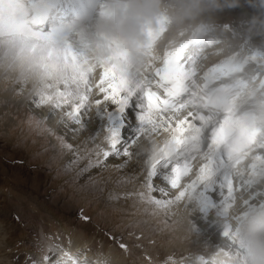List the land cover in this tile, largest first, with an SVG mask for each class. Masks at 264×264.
<instances>
[{"label": "snow or ice", "instance_id": "snow-or-ice-1", "mask_svg": "<svg viewBox=\"0 0 264 264\" xmlns=\"http://www.w3.org/2000/svg\"><path fill=\"white\" fill-rule=\"evenodd\" d=\"M27 3L34 7L37 4L31 0ZM42 11L29 15L25 0H0V67L3 69L0 81L6 92L14 97L23 96L36 107L47 105L62 122L70 120L79 128H83V120L93 109L106 111L115 106L124 114L133 97L141 98L135 105L140 123L137 136L121 148L119 133L108 129L103 135L107 150L94 144L92 151L97 164L101 157L113 153L125 158L141 153L146 156L140 173L142 195L165 210L167 235L159 245L147 248L139 238L129 243V237L135 233L109 229L105 236L110 237L113 247L118 252L122 250L125 257H132L133 264H192L193 256L196 264H243L238 244L225 253L205 251L182 256L164 252V260L157 261L165 246L181 244L186 239L183 227L186 205L218 168L226 165L232 170L233 175L226 178L228 198L264 176V95L255 99L256 111L240 109L242 99L258 96L256 85L235 78L243 59L232 51L224 54L220 39L208 37L203 40L205 47L200 57L187 61L185 49L198 41L199 33L168 44L164 40L166 18L148 30L142 45L144 59L139 65L122 62L119 53L92 58L87 51L89 45H85V52H77L65 38L46 31L42 26ZM211 56L220 59L207 71L200 68V63ZM30 81H34L32 87H28ZM29 123L39 125L42 121L30 116ZM161 132L167 134L163 146L152 136H146ZM92 140L95 142L96 137ZM161 166L172 169L167 192L154 187L159 181L153 178ZM154 193H159V197L154 199ZM79 215L81 220L95 223L83 208ZM225 235L235 242V233L226 231ZM24 264H90V261L65 250L59 237L52 234L34 245ZM97 264L117 262L107 255L97 260Z\"/></svg>", "mask_w": 264, "mask_h": 264}, {"label": "rangeland", "instance_id": "rangeland-1", "mask_svg": "<svg viewBox=\"0 0 264 264\" xmlns=\"http://www.w3.org/2000/svg\"><path fill=\"white\" fill-rule=\"evenodd\" d=\"M253 18L264 23V8L241 0L237 7L226 6L211 22L212 32H217L218 37L226 36L231 51L243 59L245 72L251 63L244 60L245 56L248 60V55L256 52L254 60L264 57V28L259 23L254 26ZM227 33L238 37L230 38ZM197 42L194 41V45L187 49L189 55L200 48L195 44ZM219 59V56L205 58L202 68L206 71ZM253 64L247 73L255 68L254 72L263 77L264 68ZM201 74L198 69V75ZM258 84L255 83L256 89ZM140 102V96L133 97L124 114L115 106L108 107L106 111L93 109L83 120V128H79L70 120L62 122L47 105L36 107L23 96L14 97L5 91V85L0 81V264H24L25 256L32 252L34 245L52 234L59 237L65 250H79L75 254L81 257L90 255L87 259L90 264H97V260L107 255H112L117 264H133V258L125 257L122 250L118 252L110 237L105 236L109 229L135 233L129 237V243L139 238L143 247L152 248L160 244L167 235L164 231L165 210L149 203L142 195L140 173L146 156L141 153L125 158L122 154L113 153L107 158L101 157L97 164L92 151L94 144L107 150L103 135L108 129L119 133L121 148L137 136L140 123L135 105ZM30 116H35L42 124L29 123ZM146 136H152L163 146L167 134L161 132ZM92 137H96L95 142ZM67 146H71L70 149ZM169 170L172 169L168 166L157 170L153 180L159 182L154 183L155 188L165 192L169 190V178L162 179L164 174L172 175ZM232 175L229 169L222 182L212 185L209 181L198 188L186 205L191 233L189 239L181 244L165 246L157 257L158 262L164 260V252L188 256L189 253L205 251L225 253L237 247L225 232L218 233L217 227L224 219L222 216H226L230 227L224 222V231L229 228V233L237 232L247 211L264 205V185L257 180L252 186L245 185L239 196L228 198L225 181ZM245 193L247 199L244 198ZM158 197L159 193L153 194L154 199ZM81 208L95 223L80 219ZM211 210L215 215H210ZM117 224L118 228L115 227ZM77 245L79 248L88 246L90 252L86 248L78 249ZM191 259L196 264L195 257Z\"/></svg>", "mask_w": 264, "mask_h": 264}, {"label": "clouds", "instance_id": "clouds-1", "mask_svg": "<svg viewBox=\"0 0 264 264\" xmlns=\"http://www.w3.org/2000/svg\"><path fill=\"white\" fill-rule=\"evenodd\" d=\"M25 2L29 15L43 10L42 26L46 29L54 0H39L35 7L27 3V0ZM246 2L251 6L264 8V0ZM240 3L241 0H102L92 31L85 32L82 29L79 36L89 45L87 51L90 57L119 53L122 62L136 66L144 59L142 45L148 30L156 28L161 18L167 20L164 40L168 44L188 38L193 33H199L198 40H204L213 31L211 22L216 15L226 6L237 7ZM252 23L255 26L259 22L253 18ZM259 25L264 28V23ZM220 46L224 54L231 51L226 36L220 39ZM2 70L0 67V71ZM33 84L34 81H30L28 87ZM233 179L235 181L237 177L234 175ZM258 181L264 185V176ZM244 198L247 199L246 193ZM183 220L187 234L185 240H188L191 233L187 214H184ZM235 242L241 246L243 264H264V207H253L247 211L239 230L235 232Z\"/></svg>", "mask_w": 264, "mask_h": 264}, {"label": "bare ground", "instance_id": "bare-ground-1", "mask_svg": "<svg viewBox=\"0 0 264 264\" xmlns=\"http://www.w3.org/2000/svg\"><path fill=\"white\" fill-rule=\"evenodd\" d=\"M67 1L68 0H54V8H53V10H55V9H62V8H64L65 6H66V4H67ZM85 1V3L86 4H88L89 5V7H91V9L93 8V5L95 6V8H96V4L97 3H99V5L100 6H102V0H84ZM33 3H38L39 2V0H34V1H32ZM98 9V8H97ZM100 10H101V8L99 9V12H100ZM261 15V14H260ZM98 16V15H97ZM259 16V15H258ZM96 18V17H95ZM95 18H92V16L88 19V22L87 23H84V24H82L81 26H79L78 28H76V29H74V34L71 36V35H67L68 37L66 38V40L72 45V47L74 48V50H76L77 52H85L86 51V48H85V45H86V42L83 40V39H81L80 38V36H79V34H80V32H81V30L83 29L85 32H91L92 31V29H93V27H94V22H93V19H94V21H95ZM261 22V21H260ZM90 23V24H89ZM89 25H91V27L90 28H87ZM74 26H72L71 28H73ZM85 27L87 28V29H85ZM259 27V26H258ZM47 30L48 31H51V28L50 27H48L47 28ZM58 30V29H57ZM221 32H222V30H220ZM216 32V31H215ZM52 33H54L55 34V32L53 31ZM228 34V33H227ZM212 35H214V36H212ZM229 35V37L230 38H234V39H236L238 36L236 35L235 37H231L232 35L231 34H228ZM209 38H218V39H223L222 37H218L217 36V32H216V34L215 33H213L212 32V34H210L209 35ZM194 42H192L190 45H188V47L185 49V52H184V56H185V59L187 60V61H191V60H195V59H197V58H199L200 57V55H201V50L205 47V41H203V40H198V42L197 43H195L196 45H200V48L198 47V50L197 51H195V53H192V55L190 54L189 55V53H187V49L189 48V47H191V45H194L193 44ZM195 45V46H196ZM194 46V47H195ZM194 48H192V50H193ZM261 54H263V52H260ZM197 54V56H194V55H196ZM248 56H250V57H252L251 56V53H250V55H248ZM249 57V58H250ZM189 58H191L190 60H188ZM247 58V56H245V61H247L248 63H255V64H253L254 66H257V67H262V68H264V57H263V59L261 58V60H259V61H256V60H254V59H246ZM250 63V64H251ZM207 63H205V65H206ZM244 64V63H243ZM243 64H242V66H243ZM203 62L200 64V68H202L203 66ZM259 65V66H258ZM246 66H244V67H241V69L243 70V71H245L244 70V68H245ZM211 68V67H210ZM210 68H208L207 70H209ZM240 71V75H238V77H237V80H242V81H244L245 83H249V82H251L252 84H254L255 85V83L257 82V84H258V88H257V93H258V96L255 98V99H258L259 98V96L260 95H264V87H262V86H264V76L263 77H260V75H257L254 71H255V68H254V70H252V72L251 73H249V74H251V77H248V79L245 77L246 75H245V73L243 72V71ZM247 73V72H246ZM263 73H264V71H263ZM248 76V75H247ZM258 80V81H257ZM256 87H257V85H256ZM248 98V97H247ZM247 98H244V99H242L241 100V102H240V109L242 110V111H244V112H250V111H256L257 109H256V105H255V99L254 100H251V99H249V100H247ZM254 109V110H253ZM138 126V125H137ZM138 129V128H137ZM121 140V139H120ZM220 169V172L218 171ZM230 168H228V166H221L220 168H218L217 170H216V172L218 173H216L215 172V174L211 177V179H210V181H211V184L212 183H216L217 181H219V182H222L224 179H225V177H224V175H225V173L229 170ZM170 171H172V170H169V172ZM171 173V172H170ZM164 176L165 177H162V179H167V178H169L170 176L169 175H165L164 174ZM224 177V179H222ZM227 178H228V176H227ZM169 180V179H168ZM165 181H167V180H165ZM226 182L227 181H225V184H226ZM162 185L164 186V183H162ZM212 185H217V184H212ZM225 186V185H224ZM227 195V194H226ZM225 196V195H224ZM208 197V196H207ZM225 199V198H224ZM227 201V200H226ZM231 202V201H230ZM214 205V204H213ZM215 206V205H214ZM223 206V205H222ZM214 209V208H213ZM227 209V208H226ZM229 210V209H228ZM230 211V210H229ZM210 215H215L214 214V212L211 210V212H210ZM229 216V215H228ZM224 219L223 220H221V223L219 224V226L217 227V232L218 233H220V234H224V232H226V231H224V225H222L224 222H226L227 223V221H228V218L226 217V216H222ZM231 218V217H230ZM232 225V224H231ZM227 227H230V225H229V222L227 223ZM232 227H233V225H232ZM227 231H229V228H227ZM231 231V230H230ZM231 233V232H230ZM77 248L78 249H87L88 250V246H86L85 248H79V245H77ZM89 252H90V250H88ZM79 252V250L77 251V252H73V251H71V253H78ZM90 256V255H89ZM88 256V257H89ZM88 257H81V256H79V258L80 259H88Z\"/></svg>", "mask_w": 264, "mask_h": 264}]
</instances>
